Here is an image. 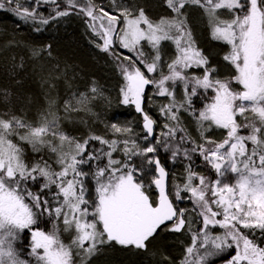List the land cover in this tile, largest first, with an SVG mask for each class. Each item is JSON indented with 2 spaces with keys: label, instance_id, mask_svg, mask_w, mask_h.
<instances>
[{
  "label": "snow or ice",
  "instance_id": "6c2138e0",
  "mask_svg": "<svg viewBox=\"0 0 264 264\" xmlns=\"http://www.w3.org/2000/svg\"><path fill=\"white\" fill-rule=\"evenodd\" d=\"M163 5L172 15L153 20L132 0H108L107 5L95 0H0V10L13 14L18 28L30 25L35 32L62 18H85L100 40L96 47L114 59L124 81L121 103L141 114L140 138L147 142L140 148L139 134L115 123L107 127L123 139L90 135L81 142L62 130L61 117L51 110L57 106L54 99L35 125L11 109L0 112V264H88L105 245L150 252L162 234L185 232L189 243L178 264H209L224 254L225 264H264V0H163ZM193 9L202 13L211 38L229 47L223 60L234 70L231 76L219 78L211 52L198 46L194 33L200 21ZM165 41L174 45L171 59L161 54ZM116 48L130 55L117 54ZM23 50L29 59L13 58V79L28 71L32 58L52 55L51 44L25 43ZM234 82L242 89L235 90ZM150 85L156 96L169 101L160 106L168 123L159 136L157 120L145 110L152 103L146 96ZM209 91L211 102L197 109L194 100L201 93L208 99ZM98 95L102 92L93 82L87 92L65 100L63 110L90 111ZM181 113L194 118L202 143L181 127ZM212 127L226 130L222 140L205 136ZM21 143L33 151L49 149L58 170L43 159L26 162ZM160 147L171 151V160L188 161L183 182L171 188ZM117 151L123 161L113 158ZM193 155L211 175L193 169ZM153 185L158 189L155 199L147 194ZM185 200L191 208L180 207ZM45 217L62 220L63 228L53 224L51 231L43 230ZM194 223L199 227L193 229ZM62 232L74 233L68 243ZM158 264L173 261L161 253Z\"/></svg>",
  "mask_w": 264,
  "mask_h": 264
},
{
  "label": "trees",
  "instance_id": "16d2710c",
  "mask_svg": "<svg viewBox=\"0 0 264 264\" xmlns=\"http://www.w3.org/2000/svg\"><path fill=\"white\" fill-rule=\"evenodd\" d=\"M95 2L107 5L105 0H95ZM132 2L144 6L147 14L153 20H158L161 16H169L171 13L163 5V0H132ZM46 7L51 10L52 6ZM44 14L48 15V12ZM12 17L0 14V93L4 91L12 93L8 98L0 95V112H7L11 109L18 116L22 114L24 119L33 118L43 110L45 101L48 103L54 99L56 102L58 101L57 107H59L58 105H60L66 90L79 88L83 82L87 83L91 79L102 78L100 73L106 72L109 68L105 61L107 56L102 52L93 50L88 45L77 25L73 24L74 27L58 30L50 37L46 30L44 34L42 31L35 34L33 29L28 31L21 26L18 28L15 18ZM25 43L37 47L51 44L52 55L50 59H53L55 72L47 70L49 66L52 67V62L47 65V54H44L43 59L32 58L33 63L29 65L28 71L22 77L13 79V58L18 60L20 56H23L25 60L29 59L23 50ZM30 50L29 48V53ZM62 74H65V77ZM17 79L20 80L19 84H17ZM69 127L70 124L68 127L66 126L68 131H70ZM90 143L95 147H101L98 142ZM20 146L24 149L26 162L34 163L43 159L54 169L53 164L47 158L48 153L35 152L25 144H20ZM184 147L190 149L192 145H184ZM158 155L167 171L173 169L175 165L185 170L188 164V161L183 157H177L174 161L171 160L169 152L165 150ZM193 169L202 175H211L198 155H193ZM172 178L171 180H173ZM54 222H59L57 226L62 228L61 221L53 218L44 220L43 226L48 227ZM64 235L62 239L68 243L71 235ZM176 235L178 234H162V239L152 246L150 252H140L115 244L107 246L102 251L104 255L97 264H157L161 259V253L171 259L173 264H178L181 255L179 249L181 248L177 247L179 249L176 250L177 248L171 243L177 237Z\"/></svg>",
  "mask_w": 264,
  "mask_h": 264
},
{
  "label": "rangeland",
  "instance_id": "374dc122",
  "mask_svg": "<svg viewBox=\"0 0 264 264\" xmlns=\"http://www.w3.org/2000/svg\"><path fill=\"white\" fill-rule=\"evenodd\" d=\"M105 4H108V0H105ZM127 2V0H125ZM192 11L197 19L200 21V28L199 32L194 33L197 35V44L199 47L203 48L205 50V54H208L211 52V56L209 59L212 61L213 64L217 67L219 78L223 79L225 77L231 76L233 74V69L228 65L227 62L223 60V56L229 51V47L225 45L223 42H218L214 41L211 38L210 31L206 25V22L203 18L202 13L198 9H193L190 10ZM0 14L2 15H8L12 17L13 19L15 18V21H17V18L4 10H0ZM12 15V16H11ZM172 13L169 14L168 17H170ZM223 18H228L227 16H224ZM191 22V21H190ZM17 24V23H16ZM74 25H77L79 27V31L82 34V36L85 37L86 42L90 47L93 48V50L97 52H102L104 53L107 57L105 58V61L107 62L106 65L109 66V68L106 70V72H101L100 76L102 78H94L89 80L87 83L83 82L82 86L76 89L70 88L69 90H66L64 92V97L62 96L61 103L58 105L59 107H55L51 109L52 111L56 112L57 115L61 117L60 119V126L63 131L68 133L71 136L76 137L77 139H80L81 142L83 139H86L90 135H98L102 136L105 139H123L124 137H121L119 135H113L110 129L107 127V125L110 124H118V125H128L131 126L134 129V132L139 134L137 137V144L139 145L140 148H143L147 145V142L144 141L142 138L143 135V130H142V117L141 114L136 112L134 106L132 105H123L121 103V95H120V89L124 84L123 78L120 75V72L116 66V63L112 57L107 52L102 51L100 48L96 47L97 44L100 43V40L98 37H96L91 30L87 27V21L85 18L81 16H70L67 18H62L61 20L49 24L47 26H42V33L44 34L46 31L47 34L52 37L54 33H56L58 30H62L68 27H74ZM21 27L24 30H32V26L30 25H21ZM46 30V31H45ZM35 34H37L34 31ZM118 51V52H117ZM149 48L145 46V52L148 53ZM115 52L120 55H130L129 51L127 49H121V48H116ZM167 53V56H165V59H171L174 54H175V48L174 45L170 41H165L162 42V56H164V53ZM51 57H46L48 59L46 61L47 65H50L52 62V67L49 66V71H54L53 67V59H50ZM43 63V61H41ZM105 65V66H106ZM111 66V67H110ZM167 70L165 69V72ZM197 75L200 73L197 72ZM63 77H65V74H62ZM93 82H95V85L101 90L102 95L96 96L91 104L89 105V108L91 109L90 111H78V112H69L65 114L63 110V105L65 100H69L73 94H79L82 92H87L88 89L93 85ZM68 83V82H67ZM232 87L235 90H241L242 86L236 84L235 82L233 83ZM154 87L149 86L148 89L146 90V96H151L152 103L150 105L146 106V111L149 112V115L153 117V119L157 120L158 128H157V136H159L160 131L163 130V125L165 123H168L167 119L160 113V106L163 104H167L169 101L168 99L164 97H158L154 94ZM62 94V93H61ZM208 99H205V94L201 93L199 96V99L194 100L195 106L197 109H203L204 106L207 103L211 102V96L213 95L212 92H208L207 94ZM182 96V87L181 85L177 84L176 85V98L177 100H180ZM58 102V101H57ZM56 102V105H57ZM48 111V103L45 101V105L43 107V110L37 114V116L28 119L29 122L33 123L34 125L39 121L40 116L46 114ZM140 114V117L138 115ZM69 127V130H67L66 126ZM181 127L186 128L187 132L191 137L196 140L197 143H202L203 141L199 137V129L198 126L195 123L194 118L188 114V113H181ZM205 127H207V124H205ZM226 135V130L212 127L209 131L205 132V136L209 137L210 139L213 140H222L224 136ZM180 136V133H177L176 139L178 140ZM161 141L164 140L162 136L159 137ZM170 144H172V141H169ZM28 145L29 148L32 150V146L27 144V143H21ZM189 145V144H185ZM190 147V146H188ZM43 151L48 153V159L51 161L53 164L54 169H58V165L54 163L56 156L50 152L49 149L46 147L40 148L39 152ZM37 152V151H35ZM164 152V148L160 147L158 154H161ZM169 155H171V151H168ZM113 158L114 159H119L121 161L124 160V155L122 152L117 151L116 153H113ZM134 160H139L141 158L139 157H133ZM182 167L174 166L173 169L168 170L169 176H168V186L169 188L172 187L174 183H182L183 182V177L185 170L184 168L181 169ZM172 173V175H171ZM152 175H155L154 173ZM202 175V174H201ZM206 176V175H205ZM171 177H173L171 180ZM147 184L148 181H145ZM94 184V181H93ZM31 187V185H30ZM36 189L33 188V191ZM147 194L150 196V198H157L158 195V189L153 185L151 188L147 189ZM180 207L184 208H191L192 204L189 203L187 200L184 201V203L180 204ZM52 219V218H50ZM194 219H196L194 217ZM44 220H49L48 217H45ZM43 220V222H44ZM61 225L63 228L62 220ZM43 222L41 224V227L45 231H51L53 224H58L59 222H54L51 223L48 227L43 226ZM199 227L198 223L193 224V229H196ZM61 228V229H62ZM217 233L222 232V229H216L215 230ZM64 234H70L74 235V233H62V237H64ZM171 234V233H169ZM176 235L177 237L172 240V244L177 248L176 250H180L181 255L179 256L180 259H182L183 254H184V247L188 245L189 243V235L187 232L184 234H179ZM108 245H105L104 248L102 249L105 250V248ZM98 253L97 255L93 256L89 261L88 264H97L99 259L103 257V252ZM234 254V252L232 253ZM22 258H27L26 256H23ZM228 259V255L224 254L223 258H212V260L209 262V264H225V261ZM77 264H79V261H77ZM158 264V262H157Z\"/></svg>",
  "mask_w": 264,
  "mask_h": 264
},
{
  "label": "water",
  "instance_id": "95a60500",
  "mask_svg": "<svg viewBox=\"0 0 264 264\" xmlns=\"http://www.w3.org/2000/svg\"><path fill=\"white\" fill-rule=\"evenodd\" d=\"M148 87H149V86H148ZM147 89H148V88H147ZM147 89H146V90H147Z\"/></svg>",
  "mask_w": 264,
  "mask_h": 264
}]
</instances>
